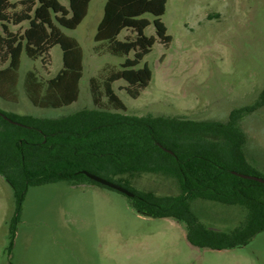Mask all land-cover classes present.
<instances>
[{
  "label": "trees",
  "instance_id": "trees-1",
  "mask_svg": "<svg viewBox=\"0 0 264 264\" xmlns=\"http://www.w3.org/2000/svg\"><path fill=\"white\" fill-rule=\"evenodd\" d=\"M91 0H0V97L16 101L15 88L22 51L31 60L50 62L54 46L62 50V68L42 82L33 70L25 73L24 91L32 105L60 108L75 102L83 71V52L61 27L73 30L87 15ZM167 0H106L93 49L124 57L119 69L91 77L94 107L59 117H37L0 109V176L10 185L15 211L13 235L29 187L58 181L106 187L88 178L87 171L118 183L134 193L128 197L139 214L169 217L184 223L188 242L196 247L231 249L245 245L264 231V183L237 173L264 175L246 158L245 115L264 104V89L252 105L230 111L225 122L182 116L127 114L112 85L137 98L152 79L144 62L156 41L168 46L172 37L161 16ZM153 17L155 36L145 29ZM27 23L22 32L12 27ZM129 31L132 37L121 38ZM129 55H132L129 57ZM108 106V107H107ZM2 115L6 116L4 118ZM158 174L174 179L176 195H150L119 181L118 175ZM196 199L238 206L245 214L227 231L209 228L191 210Z\"/></svg>",
  "mask_w": 264,
  "mask_h": 264
},
{
  "label": "rangeland",
  "instance_id": "rangeland-1",
  "mask_svg": "<svg viewBox=\"0 0 264 264\" xmlns=\"http://www.w3.org/2000/svg\"><path fill=\"white\" fill-rule=\"evenodd\" d=\"M68 6L67 0H59ZM106 0H91L87 15L73 30L61 27L83 52V71L75 102L60 108H40L27 98L23 81L33 70L42 82L62 68V50L54 46L50 62L31 60L22 51L16 101L0 98V109L37 117H59L94 104L91 77L107 68L119 69L124 57L110 55L94 35ZM145 29L155 36L153 17ZM172 40L156 41L144 62L152 79L137 98L118 80L112 87L127 114L182 116L225 122L231 110L254 104L264 89V0H167L161 16ZM27 23L12 27L22 32ZM132 37L129 31L121 38ZM132 55H129L131 57ZM108 107V106H107ZM247 160L264 175V104L245 115ZM129 187L150 195H176L174 179L158 174L118 175ZM191 210L213 229L229 230L244 217L238 206L196 199ZM15 199L0 176V264H264V231L247 244L231 249L191 245L184 223L169 217L139 214L123 193L91 184L58 181L28 188L15 232L10 221Z\"/></svg>",
  "mask_w": 264,
  "mask_h": 264
},
{
  "label": "water",
  "instance_id": "water-1",
  "mask_svg": "<svg viewBox=\"0 0 264 264\" xmlns=\"http://www.w3.org/2000/svg\"><path fill=\"white\" fill-rule=\"evenodd\" d=\"M4 118H7L6 116L2 115ZM83 173L88 177L90 178L91 180L95 181V182H98L102 185H105L111 189H114L116 191H119L121 193H123L124 195L126 196H129V197H132L134 195V193L132 191H130L129 189L125 188L124 186L118 184V183H115L113 181H110L106 178H103L99 175H96V174H93V173H90V172H87V171H83ZM235 174H238L240 175L241 177L243 178H249V179H253V180H257L259 182H262L264 183V178L260 177V176H257V175H249V174H242V173H237V172H234Z\"/></svg>",
  "mask_w": 264,
  "mask_h": 264
},
{
  "label": "crops",
  "instance_id": "crops-1",
  "mask_svg": "<svg viewBox=\"0 0 264 264\" xmlns=\"http://www.w3.org/2000/svg\"><path fill=\"white\" fill-rule=\"evenodd\" d=\"M62 65H63V63H62ZM1 98V97H0ZM3 99V98H2ZM5 100V99H4ZM32 104V103H31Z\"/></svg>",
  "mask_w": 264,
  "mask_h": 264
}]
</instances>
